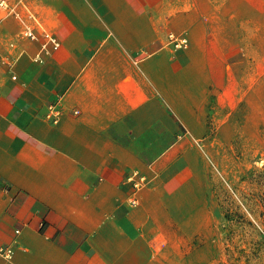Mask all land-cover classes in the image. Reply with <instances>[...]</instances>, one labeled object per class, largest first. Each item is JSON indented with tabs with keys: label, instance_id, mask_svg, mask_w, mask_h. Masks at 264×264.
Returning <instances> with one entry per match:
<instances>
[{
	"label": "crops",
	"instance_id": "obj_1",
	"mask_svg": "<svg viewBox=\"0 0 264 264\" xmlns=\"http://www.w3.org/2000/svg\"><path fill=\"white\" fill-rule=\"evenodd\" d=\"M0 3V264H171L200 138L264 80V0Z\"/></svg>",
	"mask_w": 264,
	"mask_h": 264
},
{
	"label": "rangeland",
	"instance_id": "obj_2",
	"mask_svg": "<svg viewBox=\"0 0 264 264\" xmlns=\"http://www.w3.org/2000/svg\"><path fill=\"white\" fill-rule=\"evenodd\" d=\"M225 108L199 140L195 217L168 233L171 264H264V80Z\"/></svg>",
	"mask_w": 264,
	"mask_h": 264
},
{
	"label": "built area",
	"instance_id": "obj_3",
	"mask_svg": "<svg viewBox=\"0 0 264 264\" xmlns=\"http://www.w3.org/2000/svg\"><path fill=\"white\" fill-rule=\"evenodd\" d=\"M0 5L5 10L9 9V7L6 3H0ZM23 36L26 38H29L31 40H34V41H38V39H39V35L36 34L34 29L29 25L25 26V29L23 31ZM43 37H44V41L42 42V44L40 46V50L33 57L34 61L39 62V63L44 62L45 57L50 55L52 49L56 50L60 47V42L53 35H51L47 32H44ZM170 38L176 42L177 47H185L189 43L186 38H176L174 35H171ZM16 62H17L16 59L11 60V59L7 58V60H6V63L9 65L10 69H14ZM13 78L16 79L15 76ZM50 108L53 109L54 105H51ZM138 190H139V188L137 187L136 192ZM10 254H11L10 248H8V247L7 248H0V256L1 255L9 256Z\"/></svg>",
	"mask_w": 264,
	"mask_h": 264
}]
</instances>
